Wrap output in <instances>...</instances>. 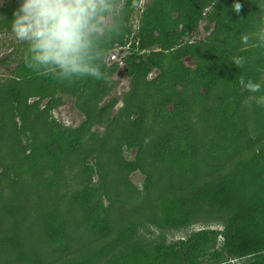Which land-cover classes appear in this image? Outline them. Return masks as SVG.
Masks as SVG:
<instances>
[{
  "label": "trees",
  "instance_id": "trees-1",
  "mask_svg": "<svg viewBox=\"0 0 264 264\" xmlns=\"http://www.w3.org/2000/svg\"><path fill=\"white\" fill-rule=\"evenodd\" d=\"M140 1L102 0L99 6L86 59L106 79L63 78L59 70L29 67L31 57L23 50L12 79L1 84L0 115L10 114L1 128L11 126L17 148L14 163L2 161L0 172L7 181L0 184V229L11 232H0L1 264L6 249L26 264H40L41 244L69 255L63 264H231L247 257L249 264H264V106L255 103L264 91L251 93L239 83L243 78L264 85V0H153L139 13ZM235 3L242 5L239 14ZM13 12L2 10L0 29L11 28ZM137 12L139 26L130 39ZM205 20L214 29L193 40ZM117 45L139 57L127 60L133 91L112 116L117 97L108 107L99 105L115 84L116 66L106 59ZM237 57L245 58L242 67L233 62ZM153 67L162 75L149 81ZM140 80L144 86L137 91ZM59 93L76 98L86 112L82 125L47 123L39 105L28 102L33 94L52 99ZM14 109L22 119L19 135H33L29 150L20 148L14 134ZM33 115L41 116L46 140L34 133L40 127L29 121ZM103 120L107 132H91L92 122ZM123 147L136 150L134 160L122 157ZM67 164L77 165L78 175L76 186L66 190ZM138 170L145 189L136 193L129 176ZM73 211L88 238L94 237L92 246L82 242L84 234L77 242L71 233L67 216ZM205 213L220 216L223 230L204 228L170 246H147L139 236L145 226L188 227ZM30 214L37 223L34 235L26 221ZM8 217L12 223L4 222ZM75 246L84 249L77 257Z\"/></svg>",
  "mask_w": 264,
  "mask_h": 264
},
{
  "label": "rangeland",
  "instance_id": "rangeland-1",
  "mask_svg": "<svg viewBox=\"0 0 264 264\" xmlns=\"http://www.w3.org/2000/svg\"><path fill=\"white\" fill-rule=\"evenodd\" d=\"M22 2V0H0V14H2V10H6L9 9L11 12L14 11V9H17L19 4ZM139 12V11H138ZM135 13L132 21H131V27H132V34L131 36H128L130 39H132L135 35V31L137 30L138 26H139V16H140V12L139 13ZM13 17V16H12ZM3 20V18H2ZM5 21V20H4ZM7 21V20H6ZM12 21H9L10 26L12 25ZM111 21H108V24H110ZM202 23V24H201ZM200 26L203 25L204 22H201ZM209 26H211L212 28H214L213 23L211 24H207ZM203 26L202 27H197V29L195 30L196 32V36L198 39H203V37H206L208 35L207 32L203 31ZM194 32V33H195ZM203 36V37H202ZM23 50L27 52V54L31 57V53L29 51L28 45L24 42L19 41L16 37L15 34L12 31V28H5L2 27L0 29V92H2V88H1V84H3L4 81H10L12 79V72L14 70H16L19 62L22 60V53ZM143 56L145 57L146 60H150L152 61V58L148 57V54L145 53L143 54ZM112 57V53L107 57L106 62L110 63V59ZM190 64V63H189ZM148 77V76H147ZM137 85V91H139V87L140 89L144 86V81L140 80L139 82L136 83ZM136 88V87H135ZM125 91V90H124ZM131 90L128 92H131ZM126 92V93H128ZM112 97H117V104L115 105L114 109L111 112V115H117L118 111L123 107L124 105V100L126 99V95L125 93H121L119 91V88L117 89V85L114 84L112 91L110 92L109 95H107L106 97H104L101 101H100V108L103 107H108L110 100H112ZM57 98H62L61 99V104H59L56 107H51V105L56 103V99ZM28 102L33 104L34 102H36L41 111V113H44V115H47V123H49L52 119H55L57 122L63 124L64 126L67 127H78L80 126L83 122H85V120L82 118V114L86 115V112L80 107V104L77 102L76 98L71 96V95H67V94H56L52 99L48 98V97H41V95L36 96L35 94H33V96H31L28 99ZM48 102H50L49 104H47ZM46 104V105H45ZM16 108V107H15ZM9 109L10 106H9ZM18 109V108H17ZM16 109V110H17ZM9 113H12L11 111ZM13 113L16 114L15 117L13 118L15 123L17 125L16 126V130L17 132H15L14 134L18 138L21 140V144H20V148L25 150H29V144L32 142V138L33 135L31 133L30 130H26V136L28 137H23V135H19V129H20V124H21V117L19 115H17L18 111H15V109L13 110ZM10 114H6L5 117L0 115V172H2V161H5L6 164H10L12 165L14 163L13 160V156H14V152H16L17 148L16 146H14V142L11 141L10 139V135H11V126L7 128L6 131H4L3 128H1V126L6 123H8V116ZM41 116L40 117H36V116H31L29 117V121H33L36 120L37 121V125L41 128H39L36 132V135L39 139H43L46 140V133L45 130L43 129V127L40 125L41 123ZM97 120H100L97 118ZM12 121V122H14ZM93 125L91 127V132H99L101 135H103L105 132H107V123L103 120L102 122H92ZM21 137H23L21 139ZM31 137V138H30ZM15 138V137H14ZM27 148V149H26ZM20 149V150H21ZM28 152H26L27 154ZM38 153L41 154V149H38ZM121 155L124 159H126L127 161H132L134 160L135 156H136V150L133 149H128L126 147H123V149L121 150ZM21 161H18L16 166H20L23 164H20ZM95 162V160L93 158H90L87 161V164L92 165ZM69 166V168L66 169V171H68V174L66 173L67 176L64 177V183H63V187L67 189H71L72 186H76L75 184L77 183V180L74 176L78 175V167L77 165H71V164H67ZM73 166V168H71ZM24 177V176H23ZM5 178H1L0 177V184L2 185H6ZM23 180L29 181L28 177L25 176L23 178ZM98 178L97 176L94 177V182L97 181ZM129 183L131 186V189H134L136 191V193L142 192L145 189V176L141 171H136L134 173H132L129 176ZM6 187V186H5ZM65 190V191H66ZM63 192V190L61 189L60 193ZM4 193L7 195V193H9V191L6 190L4 191ZM136 199V198H135ZM136 200H131L129 202V205L135 203ZM109 202L106 201V205H108ZM4 214V212H3ZM71 216H67L69 219V228L71 230V233L75 235V240L78 242V236L79 235H83V240L82 242H85V244H90V246L93 245V239L94 237L92 236L91 238H88V235L85 233V228L79 224V214L76 213L75 211H73L71 213ZM9 219H11V217L5 218L4 222L6 223H12L11 221H9ZM13 220V219H12ZM27 222H29L32 225V235L35 234L34 231L37 230V223L35 221V216L33 214H30L28 216V220H26ZM25 221V222H26ZM224 224L225 222L222 220V218L218 215H210L209 213H205L203 216V219H200L199 223L190 225L188 227H184V228H180V229H172V230H161L158 228H155L154 226H145L142 227L140 232H139V236L140 238L145 242V244L147 246H151V247H155L158 246L159 244H164L165 246H170L171 244H173L174 242L180 240V239H186L188 238V236H190L192 233L197 232L201 229L204 228H210V229H215V230H223L224 228ZM4 225L2 226V228L0 229L1 235H3L4 233L8 232L9 235L11 234L10 229L9 228H3ZM15 230V229H13ZM222 240V239H221ZM39 241L37 246L39 245ZM41 251H39L40 254V260L41 263L40 264H63L66 262V258L69 255L66 254H61V253H57L54 254L52 252V247L51 245H47L44 246L41 244V246H38ZM76 247V246H75ZM73 248V252L72 255L76 256L81 254L83 252V248ZM15 253V252H14ZM14 253L10 251H8L7 249L5 250V254L3 255V259L2 261L5 263L2 264H26V259H16L14 257ZM16 254V253H15ZM28 256L29 253H26ZM30 255V254H29ZM29 257V256H28ZM36 258V257H35ZM251 262V258L247 257V258H243V259H237L234 260L231 264H249ZM1 264V263H0ZM36 264V263H34Z\"/></svg>",
  "mask_w": 264,
  "mask_h": 264
},
{
  "label": "clouds",
  "instance_id": "clouds-1",
  "mask_svg": "<svg viewBox=\"0 0 264 264\" xmlns=\"http://www.w3.org/2000/svg\"><path fill=\"white\" fill-rule=\"evenodd\" d=\"M102 0H22L13 12L12 31L28 45L31 53L29 67L59 70L63 78L91 76L106 79L99 69L86 59L90 34L97 31V16ZM239 14L242 5L235 3ZM264 41V30H261ZM239 68L244 57L233 60ZM251 93L264 91V85L252 80L239 81ZM264 106V94L255 97Z\"/></svg>",
  "mask_w": 264,
  "mask_h": 264
},
{
  "label": "flooded vegetation",
  "instance_id": "flooded-vegetation-1",
  "mask_svg": "<svg viewBox=\"0 0 264 264\" xmlns=\"http://www.w3.org/2000/svg\"><path fill=\"white\" fill-rule=\"evenodd\" d=\"M153 0H141L140 1V4H139V9H138V11L140 12V13H142V9H145L146 8V6H147V4H149V3H151ZM208 12V10L206 9L205 10V14ZM204 23H203V31L204 32H207L208 33V35L207 36H209V34H210V30L209 29H207V27L208 28H210L211 29V26H209V25H207V24H211V22H209V21H203ZM202 24V23H201ZM201 24H199L198 25V27L200 28V27H202V26H200ZM195 31H193V35H192V39L193 40H195V39H198L197 37L195 38V36H196V32L194 33ZM206 36V37H207ZM203 37V36H202ZM206 37H203V39L204 38H206ZM200 40V39H199ZM116 48V47H115ZM125 48H127L128 49V51H126L125 50ZM139 55H142V54H139ZM143 56V55H142ZM137 57H139L137 54H135V52L134 51H132V50H130L129 49V46H127V47H121V48H118V49H114L113 50V52H112V57H111V61H110V63H108L109 65H115L116 66V69H115V71L113 72V76H112V78H113V81H114V83L117 85V89L119 88V91L121 92V93H126L127 91L125 90V88H126V86H125V83L123 82V78L125 77V73H120V75L119 76H116V72L118 71V69L120 68V66L121 65H123V64H128V66H129V69H128V75L129 76H131L132 78H133V84H134V75H132L131 73H130V65H129V62L127 61L128 59H132V58H137ZM138 60V62H139V59H137ZM115 77V78H114ZM123 77V78H122ZM125 90V91H124ZM46 105V104H45Z\"/></svg>",
  "mask_w": 264,
  "mask_h": 264
},
{
  "label": "water",
  "instance_id": "water-1",
  "mask_svg": "<svg viewBox=\"0 0 264 264\" xmlns=\"http://www.w3.org/2000/svg\"><path fill=\"white\" fill-rule=\"evenodd\" d=\"M213 25H215V24H213ZM213 29H214V28H211V30H213ZM118 48H121V47L117 45L115 49H118ZM125 50L128 51L127 48H125ZM128 69H129L128 64H123V65L120 66V68H119L118 71L116 72V76H119L120 73H122V72L125 73V77H124V78L122 77V78H123V82L125 83V86H126L125 90H126L127 92L131 90V87H132V85H133V78H132L131 76L128 75ZM161 75H162V70H161L159 67H153V68L151 69V71L149 72L147 79H148L149 81L156 80V79H158ZM114 78H115V77H114ZM80 114L82 115V118L86 121V116H85L84 114H82V113H80ZM83 123H84V122H83ZM83 123H82V124H83ZM82 124H81V125H82Z\"/></svg>",
  "mask_w": 264,
  "mask_h": 264
}]
</instances>
